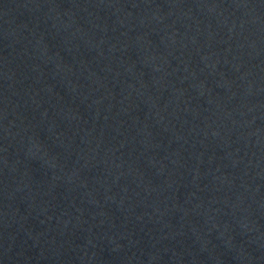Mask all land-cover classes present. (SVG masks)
<instances>
[{
    "label": "water",
    "instance_id": "obj_1",
    "mask_svg": "<svg viewBox=\"0 0 264 264\" xmlns=\"http://www.w3.org/2000/svg\"><path fill=\"white\" fill-rule=\"evenodd\" d=\"M0 264H264V0H0Z\"/></svg>",
    "mask_w": 264,
    "mask_h": 264
}]
</instances>
